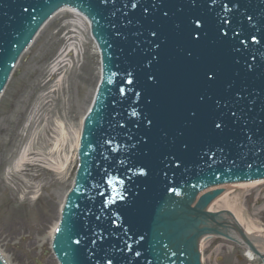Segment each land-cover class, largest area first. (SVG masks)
Listing matches in <instances>:
<instances>
[{"label": "water", "instance_id": "1", "mask_svg": "<svg viewBox=\"0 0 264 264\" xmlns=\"http://www.w3.org/2000/svg\"><path fill=\"white\" fill-rule=\"evenodd\" d=\"M132 2L0 0V92L63 4L92 19L102 51L103 81L53 242L59 262L201 264L208 231L263 255L234 214L206 210L221 190L195 201L212 186L264 178V0Z\"/></svg>", "mask_w": 264, "mask_h": 264}, {"label": "rangeland", "instance_id": "2", "mask_svg": "<svg viewBox=\"0 0 264 264\" xmlns=\"http://www.w3.org/2000/svg\"><path fill=\"white\" fill-rule=\"evenodd\" d=\"M100 72L87 21L64 11L24 54L0 100V253L7 264H58L52 236L74 182L75 143ZM62 135L64 148L58 150ZM60 155L69 160L56 170ZM243 201L245 215L264 228V182L247 191ZM203 262L263 264L217 237L205 242Z\"/></svg>", "mask_w": 264, "mask_h": 264}, {"label": "bare ground", "instance_id": "3", "mask_svg": "<svg viewBox=\"0 0 264 264\" xmlns=\"http://www.w3.org/2000/svg\"><path fill=\"white\" fill-rule=\"evenodd\" d=\"M62 11L64 12V11H69V10H66V9L64 10L63 9ZM71 13H73V12H71ZM56 15H58V14H56ZM55 16H53L51 19H54ZM50 22L48 21L47 23L49 24ZM48 24H45L42 27V29L44 30ZM77 27H79L78 24H77ZM80 29L82 30V28H80ZM41 30L38 33V35L36 36V39H35L34 43L38 39V36L41 34ZM31 46L28 49H30ZM26 51H25V53H26ZM65 140H66V137L64 135H62V139L59 140L60 144H61V147H59L58 150H60L61 148H64ZM78 143H79V139H78ZM78 143L77 142L75 143L76 146H78ZM60 153H62V152H60ZM59 157L61 159H60L59 163L56 164V166H57L56 170L64 169V167L66 165V162H68V160H69L68 156L62 158V155H60ZM263 182H264V179L263 180L242 181V182H239V183H232V184L229 185L228 188H224V191L222 192V194L219 195L211 203V205L206 208V210H208L210 212H219V211L222 212V209H226L227 212H229L230 214H234L235 215L236 223H241L242 230L245 231V233L247 235L254 236L255 239H258V244L264 246V228L258 227L256 225V223H253V221H250V218H248L245 215L246 211L243 209V206H245V204L243 203L244 202L243 201V197L245 196V193L247 191H249L251 188H254V187H256L257 185H259V184H261ZM216 235L218 237L222 236V238H224L225 240L231 241L233 243L237 242L238 244L242 245V248H244L247 251V255L249 256L251 261H254L256 259L257 255H255L252 251H250L245 246V244L241 243V241H234L233 238H228V236L225 233H210V231H208L207 233L204 232L203 235H201L199 240H198V245H199V249H200L201 253H203V248L205 246V242L208 241L209 239H212V238L216 237ZM0 255H1V253H0ZM1 257L3 258L2 255H1ZM262 262L264 264V251H263ZM6 264H7V262H6Z\"/></svg>", "mask_w": 264, "mask_h": 264}, {"label": "snow or ice", "instance_id": "4", "mask_svg": "<svg viewBox=\"0 0 264 264\" xmlns=\"http://www.w3.org/2000/svg\"><path fill=\"white\" fill-rule=\"evenodd\" d=\"M136 6H137V5H136V3H135L134 0H133V2H132V7L135 8ZM225 22H226V21H225ZM194 23L198 24L199 21H198V20H197V21H194ZM152 35L155 36L156 33L153 32ZM129 75H131V74H129ZM209 78H211V77H209ZM129 83H131V80H129ZM133 114L135 115V113H133ZM233 115H235V113H233ZM149 123H150V122H149ZM215 127H216L217 129H220V128H221V123H216V124H215Z\"/></svg>", "mask_w": 264, "mask_h": 264}]
</instances>
